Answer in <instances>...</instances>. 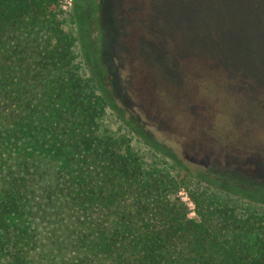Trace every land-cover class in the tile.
<instances>
[{"label": "trees", "instance_id": "trees-1", "mask_svg": "<svg viewBox=\"0 0 264 264\" xmlns=\"http://www.w3.org/2000/svg\"><path fill=\"white\" fill-rule=\"evenodd\" d=\"M66 1L0 0V264H264V185L234 183L240 198L233 197L216 180L203 184L174 156L148 159L130 136L117 135L107 121L120 80L118 50L108 47L115 37L108 42L104 29L106 57L96 62L99 75H90L82 0L72 10ZM136 2L144 8L146 0ZM168 2L176 29L208 31L229 46L217 47V56L251 62H186L185 85L178 80L185 98L192 86L186 76L215 73L226 96L224 87L241 77L264 86L255 77L264 74V0ZM90 3L95 14L100 4ZM175 93H167L171 102L180 100ZM240 147L264 162V148Z\"/></svg>", "mask_w": 264, "mask_h": 264}, {"label": "rangeland", "instance_id": "rangeland-1", "mask_svg": "<svg viewBox=\"0 0 264 264\" xmlns=\"http://www.w3.org/2000/svg\"><path fill=\"white\" fill-rule=\"evenodd\" d=\"M85 1L79 2L81 45L90 75H99L96 62L103 64L106 57L102 51L104 29L108 42L109 37H115L108 47L118 50L120 80L113 94L117 109L108 110L107 121L116 134L130 136L133 146L148 159L164 155L170 162L174 156L203 184L216 180L233 197H239L232 194L234 183L242 189L256 182L263 186L264 162H253V153H243L240 146L252 142L264 148V86L252 84L250 77H241L238 86L224 87L231 100L215 85L224 78H215L212 73L209 79L205 74L184 77L186 84H192L187 86L186 98L178 91V80L185 85L181 68L186 62L198 65L203 58L223 62L227 68H248L251 62L230 53L217 56V47L229 46L227 42L219 45L208 31L176 29L174 3L170 6L168 0H146L144 8L136 0H97L100 7L95 14L91 12L95 8L91 0L89 4ZM118 1L122 2L123 17L121 13L119 17L113 14L118 12ZM74 3L67 0L65 6L72 10ZM128 54L135 59L130 60ZM195 57H199L197 61ZM263 75L255 77L264 82ZM103 81L110 87L108 73ZM174 90L180 99L177 102L176 96L171 102L167 95ZM130 119L134 128L126 123ZM215 141L221 146H215ZM180 197L189 209V217L195 218L196 207L188 193L183 190Z\"/></svg>", "mask_w": 264, "mask_h": 264}]
</instances>
